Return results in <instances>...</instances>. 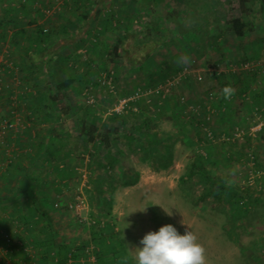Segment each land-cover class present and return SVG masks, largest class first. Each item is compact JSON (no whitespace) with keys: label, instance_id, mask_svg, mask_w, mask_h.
<instances>
[{"label":"rangeland","instance_id":"rangeland-1","mask_svg":"<svg viewBox=\"0 0 264 264\" xmlns=\"http://www.w3.org/2000/svg\"><path fill=\"white\" fill-rule=\"evenodd\" d=\"M218 2L229 6L235 0H0V10L15 7L17 22H20L17 26L5 25L4 38L0 39V44H8L9 57L18 65L17 83L10 82L9 71V74L0 73L4 84L0 92L6 91L11 101L8 118L20 116L18 124L6 128L0 136L1 143H5L7 132L14 134L8 146L2 148L0 144V172L5 165L3 149L15 147L21 154H34L33 145L44 135L63 126L74 134L75 118L85 116L99 132L109 130L113 136L111 150L119 164L114 170L111 216L114 231L131 259L135 256L133 249L143 246L140 241L147 233L171 224L181 235L191 230L198 236L206 250L207 264H264V203L254 207L233 227L227 217L228 204L195 200L201 190L197 178L191 182L190 189L183 190L179 183L193 154L210 153L228 180L253 186L264 199V4L262 0L252 4L254 27L241 40L234 39L217 25L204 30L205 35L199 29H189L196 12L198 16L202 9H207L212 16L221 13L223 5L218 6ZM84 10L91 16L87 17L89 12L86 13L80 22ZM152 10L155 13H150ZM169 11L189 12L174 16ZM64 12L69 15L68 27L74 37L66 40L70 47L59 53L55 50L59 41L54 26H58ZM40 26L53 32L44 40L52 61L45 64L38 60L45 56L43 51L33 55L32 59L38 60L34 66L28 62L23 70L27 49L36 50L43 39L26 34L16 45L12 42L13 32L16 28L38 32ZM118 41V49L114 51ZM184 66L192 70L190 76L180 80L165 98L152 92L131 102L122 112L113 111L119 99L136 90H153ZM196 71L200 72L201 79L194 76ZM110 75L112 83H103ZM34 77L39 80L37 86L32 85ZM68 77L74 78L66 90L74 117L47 121L39 107V118H29L31 114L23 104V95H28L30 102L38 98L41 104L51 93L53 80ZM226 87L234 89L227 96L223 92ZM88 95L93 101H88ZM220 105L225 111H220ZM208 108L214 109V113L212 120L205 124L201 118ZM11 109H14L12 115ZM204 128L213 131L215 141L207 138ZM235 128L243 130L244 135L233 139ZM156 130L169 132L174 138L172 161L166 168L151 160L148 150L155 147L153 143L147 148L131 145L132 141H144L146 134ZM197 130H200V139ZM223 136L230 140L220 139ZM236 140L239 144L235 146ZM68 148L72 152L67 162L76 167L64 180L58 181L57 187L49 188L52 196L58 194L62 208L49 205L48 209L54 218L52 235L57 241L77 248L82 242H91L94 215L101 211L100 203L92 200L84 189L89 154H94L93 162L105 155L106 150L96 143L85 146L75 138ZM45 166V180H49L53 172L49 164ZM37 172L41 173L40 169ZM8 178L12 183L16 181L12 175ZM4 187L0 185L1 194L6 191ZM74 203L82 208H71L70 204ZM0 206L6 208L0 210L1 219L14 209L8 202ZM145 207V211L139 210ZM163 207L172 214L168 215ZM13 230L0 236V264H49L48 259L40 260L32 248L28 230L21 228V224L13 226ZM83 258L74 259L70 264H92L87 260L82 262Z\"/></svg>","mask_w":264,"mask_h":264},{"label":"trees","instance_id":"trees-1","mask_svg":"<svg viewBox=\"0 0 264 264\" xmlns=\"http://www.w3.org/2000/svg\"><path fill=\"white\" fill-rule=\"evenodd\" d=\"M255 1L258 0H235L234 4L229 6H226V4L224 5L223 2H218L217 5H223V7L220 8L221 13L215 16L210 15L207 9L200 10V16L197 15V12L195 13V11H192L195 13V21L189 26V29H199V31L203 32L205 35L206 31L204 30L211 28L212 25H217L219 29L223 28L224 31L229 33L234 39L241 40L253 30L254 11L252 4ZM262 1L264 4V0ZM16 11L17 9L12 6L3 7L2 10H0V39L4 38L2 32L5 25L11 23L17 26L20 23L17 22V18L14 19ZM188 12L189 11H169V14L175 16L183 13V15H187ZM150 13L153 14L155 12L152 10ZM13 33L12 42L16 45L18 43L20 44L21 38L25 37L28 33L29 36L31 35L30 37L36 35L43 39L39 41V46L36 50L31 47L27 49L26 60L24 59L23 66L21 65L23 70H25L26 63L28 62L30 66H34L35 62H38V60L42 61V63L45 62V64H49L52 61V55L48 54L46 46H44L46 45L44 40L48 38V36L53 35L51 30H46V28L40 26L38 27V32L16 28V31ZM119 41L115 44L113 48L114 51H117ZM43 51L46 53V57L40 56L37 61L32 59L33 55L38 56ZM8 58L11 59L10 57ZM185 67L187 66L182 67L177 70L175 74L166 78H172ZM8 69V67H5L2 74L5 72L8 73ZM10 73L11 77H16L15 72L10 71ZM189 76L190 74L186 75L182 80ZM73 82V77H68L64 80H53V89L51 93L47 99L42 101L39 105L45 116V120L48 121L51 119L54 121L56 118L63 119V116L67 118L74 117V112L70 110L66 95V90L72 86ZM2 85L4 87V84ZM182 98L183 96L181 99ZM23 100L24 106L26 104V109L30 110L31 106H28V95L24 94ZM54 107H56V113ZM219 109L220 111H225L224 106L220 105ZM12 110L14 109H11V115ZM213 113L214 109L208 108L202 116L201 122L208 124L212 120L211 117ZM50 116L53 118H50ZM75 124L76 133L74 134L63 126L60 130L53 129L49 135H44L39 142L33 145L36 147L34 154H21V151H17L11 157L7 156L6 152L2 154L6 157L4 159V168L0 172V179H5L12 175L16 177V181L11 188L13 195L8 198H0V204L8 202L14 207L12 213L9 212L8 214V212H6L4 217L2 216V219L0 218V236L5 231L10 233L13 230V226L18 227L19 224H21V228L28 230L29 237H32L31 246L38 254L39 259H48L49 264H66L70 253L76 260H78L79 257L86 258V247L89 246V244L97 246L95 253L97 255L98 264H134V260L128 256L119 235L114 231V221L111 216L113 205L112 192L115 187L113 180L115 178L114 170L119 164L117 155L111 150V139L113 136L109 130L99 132L95 124L88 122L85 116L75 118ZM204 129L203 133L206 134L210 141H213L207 134V130L209 129ZM209 131H211V134L215 137L213 131ZM199 132L200 130L196 131L198 139L201 137ZM134 134H136V131L132 133V135ZM73 138L78 139L85 146L96 143L106 150L105 155H102L99 160H93V162L91 158L95 159V156L94 154H89L91 158L86 166L87 184L84 189L91 196L92 200H96L100 203L101 211L98 212L96 216L94 215L95 219L93 220L92 230L89 235L91 242H82L77 248L71 247L67 242L57 241L52 235L54 231V218L48 209L49 205L54 206L56 203H58L55 205L56 208H62V205L60 206L59 204L60 200L57 199L58 194H56L57 196H52L49 192V188L51 186L57 187L58 181L64 180L67 174L76 167V164L70 166L67 162L69 154L72 152L68 146ZM173 140L174 138L171 133H162L156 130L151 134H146L144 141H132L131 145L147 148L153 143L155 147L148 150L151 160L158 162L159 166L162 168H166L172 161L171 147L173 145ZM246 141L247 143L249 142V137L246 138ZM233 144L235 146L238 145L239 140H236ZM158 158L162 160L158 161ZM46 164L51 166V172H53V176L49 180H45ZM39 169L41 173L38 174L37 171ZM195 178H197L201 184V190L197 194L195 200L197 202L212 200L228 204L229 214L227 217L230 225L233 227L247 217L254 207L264 203V199L260 194L256 193V188L253 186L228 180L227 177L219 171L217 162L212 159L210 153L201 154L197 152L189 158L184 172L179 177V183L183 190L190 189V184ZM136 181L137 179L134 180V183ZM0 210L3 211L6 210V208L0 206ZM101 219H104L105 222H101ZM44 234H47V237H43Z\"/></svg>","mask_w":264,"mask_h":264},{"label":"clouds","instance_id":"clouds-1","mask_svg":"<svg viewBox=\"0 0 264 264\" xmlns=\"http://www.w3.org/2000/svg\"><path fill=\"white\" fill-rule=\"evenodd\" d=\"M233 91L230 87L223 90L226 96ZM139 210L145 211L146 207ZM140 243L142 247L133 249L134 264H207L206 250L191 230L181 235L173 225L166 224L157 232L147 233Z\"/></svg>","mask_w":264,"mask_h":264},{"label":"built area","instance_id":"built-area-1","mask_svg":"<svg viewBox=\"0 0 264 264\" xmlns=\"http://www.w3.org/2000/svg\"><path fill=\"white\" fill-rule=\"evenodd\" d=\"M9 48H8V44L7 43H1L0 44V73H3V69L5 67H8V71H13V72H17V65L15 64V62H13V60L9 59ZM245 67H247V64L244 65ZM192 72L191 69H189L188 67L183 68V70L179 71L177 73V75L173 76L172 78H166L164 79L156 88H154L153 90H149V91H145L142 92L140 90H136L132 95L128 96V97H124L118 100L117 104L114 106L113 111L115 112H122L125 110L126 106L130 105L131 102L136 101L138 99H140V97L150 94L152 92H156L160 95V97L163 99L165 98L169 92L171 91V88L176 86L180 80H182L183 77H185L186 75H189ZM9 74V73H8ZM194 76L197 79H201V74L199 71L194 72ZM10 82H16V77H11ZM103 83H106L108 85H110L112 83V76H108L107 79H103ZM9 83L5 84V87H8ZM3 89V85L2 82L0 80V90ZM88 97V101H93V98H91L89 95ZM183 99V98H182ZM132 109L136 110V106L135 105H131ZM20 120V116L18 114H16L15 119H8L5 120L4 122H2L0 124V136L3 135V133L5 132L6 128L8 127H14L15 125L18 124V121ZM253 130H255L256 128H252ZM207 134L208 136L215 141L214 136L211 134V131L207 130ZM251 134V133H249ZM233 135V139L241 137L242 135H244L243 130L239 129V128H235L234 131L232 132ZM224 137V136H223ZM220 138V139H227L230 140V137H224V138ZM17 151H19L18 148H8L6 151L7 156L11 157L13 156V154H15ZM84 178L85 181H87V174H84ZM58 203H56L55 205H57ZM77 203L74 204H70L71 208H75V210H80V206H76ZM97 247L93 244H90L89 246L86 247V253L87 256L86 258L81 259V261H90L92 264H98V260H97V255L95 253ZM74 261V258L72 256V254L70 253L68 256V259L66 261V264H70L71 262ZM6 264H11L10 262H6Z\"/></svg>","mask_w":264,"mask_h":264},{"label":"crops","instance_id":"crops-1","mask_svg":"<svg viewBox=\"0 0 264 264\" xmlns=\"http://www.w3.org/2000/svg\"><path fill=\"white\" fill-rule=\"evenodd\" d=\"M84 12H85V10H84ZM88 12L83 13V17H82V19H80V22H83L84 17H86V15H87L86 13H88ZM62 15L63 16H62L61 20L59 21L58 26H54V32L56 34L55 37L58 38V41H59L58 46H55V50H56V52L58 51L59 53H61L65 48L70 47V44L66 40L72 39L74 37V34L70 32L69 27H68L69 15H67L65 12ZM89 16H91L90 12H89L87 17H89ZM16 18H18V16H15L14 19H16ZM80 25H82V24H80ZM32 35H34V34H32ZM123 35H125V34L123 33ZM67 53H70V52L68 51ZM34 75H35V73H34ZM36 79H38V78L34 77V79L32 81V85H36V86L39 85V80H36ZM10 95H11V92H10ZM9 103H11V101H10L8 93L6 91L0 92V119H1L0 124L4 120H8V116H9L8 114L10 113L9 108L11 105ZM39 105H40V101L38 98L33 99L32 102H30V101L28 102V106H31V108L29 110V112L31 111V115L29 116V118L34 119V120H37V118H39V111H40ZM11 137H14V134H10V132L8 134V132H7V135H6V141L7 142L1 143L2 141L0 140V144L3 145L2 148L9 145L8 142L11 140L10 139ZM4 150L6 151L7 149H3V151L1 153H4ZM0 151H1V149H0ZM7 178L0 179V185H3V186L6 185V187H4V188H6V191H3L2 194L0 193V198H6V197L13 195L11 188L15 182L12 183V182H10L9 178L8 179ZM9 183L10 184L12 183V184L9 185Z\"/></svg>","mask_w":264,"mask_h":264}]
</instances>
